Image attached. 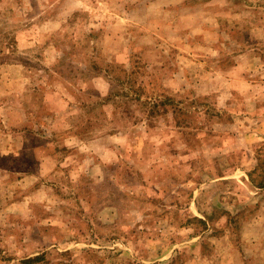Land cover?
I'll use <instances>...</instances> for the list:
<instances>
[{"label": "rangeland", "instance_id": "1", "mask_svg": "<svg viewBox=\"0 0 264 264\" xmlns=\"http://www.w3.org/2000/svg\"><path fill=\"white\" fill-rule=\"evenodd\" d=\"M0 264H264V0H0Z\"/></svg>", "mask_w": 264, "mask_h": 264}, {"label": "crops", "instance_id": "2", "mask_svg": "<svg viewBox=\"0 0 264 264\" xmlns=\"http://www.w3.org/2000/svg\"><path fill=\"white\" fill-rule=\"evenodd\" d=\"M46 160V159H45ZM44 165V164H43Z\"/></svg>", "mask_w": 264, "mask_h": 264}]
</instances>
